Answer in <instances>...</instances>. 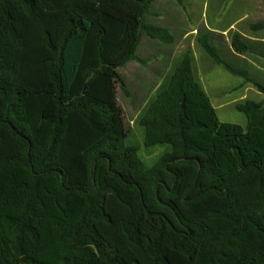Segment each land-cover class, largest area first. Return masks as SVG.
I'll return each mask as SVG.
<instances>
[{
  "label": "trees",
  "instance_id": "16d2710c",
  "mask_svg": "<svg viewBox=\"0 0 264 264\" xmlns=\"http://www.w3.org/2000/svg\"><path fill=\"white\" fill-rule=\"evenodd\" d=\"M155 1L0 0V264H264L261 102L221 122L188 51L139 119L144 147L169 149L148 166L127 143L119 69L144 64V34L173 43L144 23Z\"/></svg>",
  "mask_w": 264,
  "mask_h": 264
},
{
  "label": "rangeland",
  "instance_id": "374dc122",
  "mask_svg": "<svg viewBox=\"0 0 264 264\" xmlns=\"http://www.w3.org/2000/svg\"><path fill=\"white\" fill-rule=\"evenodd\" d=\"M184 2L189 4L188 11L193 24L198 22L213 24L218 20L228 24L239 18L245 20L242 24L246 27L254 23H264V0H184ZM236 3L240 9L235 8ZM241 26L239 28H242ZM245 31L250 35L264 37V30L245 29ZM194 48L197 51L193 52L194 65L197 70V65L202 61L201 56L205 53L197 42L194 43ZM254 49L257 52L260 51L259 48L254 47ZM220 54L234 67L245 69L253 79L264 84V58L246 55V59L235 60L232 56L230 42L221 48ZM204 57L208 59L210 67L198 75V81L209 96L220 121L245 127L247 118L244 113L237 110L236 105L247 100L261 102L264 105V94L260 93L252 83L245 81L242 76L234 75L224 66L217 65L210 58ZM166 60L165 58L161 59L162 62ZM173 60L177 62L179 59ZM244 61L252 62L253 65H247ZM154 64L155 62L152 61L151 65L145 69L134 62L119 69L126 81L129 95L121 89H118L117 94L118 102L124 112L126 127L129 130L130 136L127 143L138 148L141 147L139 155L148 166L154 165L160 156L169 149L166 145L145 148L144 129L139 124L144 107L155 94L160 80L166 75V73H156V70L167 69L165 66L159 67Z\"/></svg>",
  "mask_w": 264,
  "mask_h": 264
},
{
  "label": "crops",
  "instance_id": "0c3cea01",
  "mask_svg": "<svg viewBox=\"0 0 264 264\" xmlns=\"http://www.w3.org/2000/svg\"><path fill=\"white\" fill-rule=\"evenodd\" d=\"M188 6L189 4L185 3L184 0L182 2H178L176 0H156L152 4L149 13L144 19V23L146 25L157 26L165 29L173 37V43L165 44L144 34L138 48V55L144 60V64L136 62L138 65H141L146 69L149 65H151V62L154 61L155 66H165L167 68L156 70V73H166V75H168L171 72L173 65L176 63V60L173 59H180L188 51L192 53L195 62V56L193 53L196 51L194 48L195 42L199 44L200 40L206 38L221 52V48L224 47L227 42H230L231 45V40L235 35H241L249 41L251 50L246 55L255 56V58H264V37L250 35L245 31V29H249L251 31L264 30L254 29L252 27L258 23L247 25L246 27L242 24L245 20L239 18L235 22H230L228 24L222 23L220 20L215 21L213 24L205 22L193 24L192 19H190ZM235 8L240 9V6L236 3ZM240 26L242 28H239ZM254 47L259 48L260 51L257 52ZM231 51L235 60L246 59V55L239 56L235 54L232 47ZM204 56L209 58L206 54L202 55V61L199 65H197V70L194 65L197 78L200 73L206 71L208 67H210L208 59ZM162 58L167 60L162 62ZM158 61L160 63L159 65ZM244 62L247 65H253L252 62ZM132 63L134 62H130L127 65ZM164 78L160 80L158 87Z\"/></svg>",
  "mask_w": 264,
  "mask_h": 264
}]
</instances>
